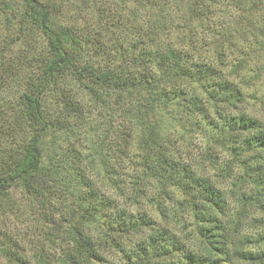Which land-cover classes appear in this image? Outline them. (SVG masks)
Masks as SVG:
<instances>
[{
  "label": "trees",
  "instance_id": "1",
  "mask_svg": "<svg viewBox=\"0 0 264 264\" xmlns=\"http://www.w3.org/2000/svg\"><path fill=\"white\" fill-rule=\"evenodd\" d=\"M220 1L0 0V264H264V0Z\"/></svg>",
  "mask_w": 264,
  "mask_h": 264
},
{
  "label": "rangeland",
  "instance_id": "2",
  "mask_svg": "<svg viewBox=\"0 0 264 264\" xmlns=\"http://www.w3.org/2000/svg\"><path fill=\"white\" fill-rule=\"evenodd\" d=\"M246 1H248V0H246ZM249 2H251V0H249ZM241 6H242V8L247 9L249 4L248 3H242ZM217 8H219V10H220V13L218 14L219 15L218 21H212V24H211L216 30L220 26L222 28L228 26V24H229L228 20L233 18V16L231 18H229V11L230 10L228 9L226 4L222 0L218 4ZM139 13H141V12H139ZM234 16L236 17L237 15L234 13ZM126 17H128V16L124 15V19ZM82 18H83V20H85L84 17H82ZM242 18L244 19V17H242ZM242 20H238V21H242ZM220 21H222V23H220ZM246 22H248V21H246ZM250 37H248V38H250ZM242 106H243V109H240L241 112L244 111L248 115H250V116H252V117H254V118H256L259 121L264 123V100L261 103L259 101H256L253 103L252 100H249L248 102H246ZM165 124L167 127L169 126V125H167V121H165ZM65 144L66 143H64L63 145H65ZM195 145H196V147L200 148L202 145L201 139H198V141H196ZM228 160H229V158L226 157L225 159L220 160V162H221V164H228ZM128 172H131V171L129 170ZM226 186H228V185H226ZM226 186H224V187H226ZM100 188H101L100 189L101 191H105L102 187H100ZM143 209H145L146 212H149L148 208L143 207ZM259 217H261V216L254 212L252 214L250 213L249 216L243 221L241 234H244L245 235L244 237L248 238V240H252V241L259 240L258 238H260L261 236L264 235V219L261 220ZM26 224L27 223L25 222V219H19L16 221V220L10 218V219H7L5 225H3V230L12 231L14 234H16L17 232L22 233V231H25ZM254 245L258 246V244H254ZM256 246H248V248L246 250L251 251L252 253L258 252L259 250L257 249ZM50 250H53V248L51 247Z\"/></svg>",
  "mask_w": 264,
  "mask_h": 264
}]
</instances>
